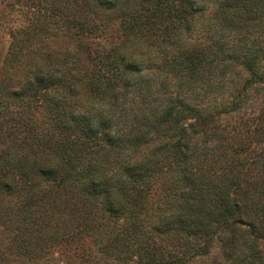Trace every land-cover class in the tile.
Listing matches in <instances>:
<instances>
[{
	"label": "trees",
	"instance_id": "1",
	"mask_svg": "<svg viewBox=\"0 0 264 264\" xmlns=\"http://www.w3.org/2000/svg\"><path fill=\"white\" fill-rule=\"evenodd\" d=\"M208 3L21 8L8 112L33 111L25 144L58 212L29 245L81 234L96 246L87 264H264V0ZM107 9L119 10L116 43L94 18Z\"/></svg>",
	"mask_w": 264,
	"mask_h": 264
},
{
	"label": "rangeland",
	"instance_id": "2",
	"mask_svg": "<svg viewBox=\"0 0 264 264\" xmlns=\"http://www.w3.org/2000/svg\"><path fill=\"white\" fill-rule=\"evenodd\" d=\"M202 2L210 6L208 0ZM25 3L30 4L31 0H0V101L3 100L0 103V264H87L85 259L96 253L95 243L89 236L76 234L74 238H64L42 251L37 244L32 242L29 245L26 242L27 234L39 237L44 230L46 211L56 212L51 220L52 225L58 212L54 204H49L50 201L46 198L47 189L51 190V183L37 169V162L44 160L43 156L34 154L25 144L24 137L28 134V126L24 121L33 111L22 109L21 105L17 107L15 105L19 102L12 101L9 106L11 110L8 112V88L13 87L18 75L8 73V65L4 59L11 40L10 29L26 25L21 9L25 8ZM118 12L117 9H107L94 15L97 23L102 20L107 24L106 35L109 43L119 41ZM94 40V37L84 38L86 43ZM71 41L73 40L69 35L60 36L57 45L62 47ZM90 46L94 47L93 42ZM4 103L6 106L2 107ZM12 107H17V110H12ZM51 229L54 231L56 227ZM37 239L36 242L39 241ZM19 245L20 253H14ZM34 245L37 246L31 252ZM213 251L216 253V246ZM213 253L210 259L218 260V255ZM187 264H203V261L199 257L191 259Z\"/></svg>",
	"mask_w": 264,
	"mask_h": 264
}]
</instances>
